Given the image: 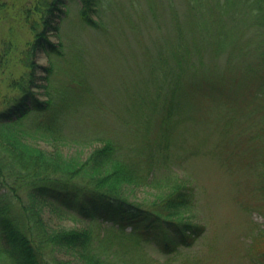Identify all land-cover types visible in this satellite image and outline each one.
I'll return each mask as SVG.
<instances>
[{"label": "trees", "instance_id": "16d2710c", "mask_svg": "<svg viewBox=\"0 0 264 264\" xmlns=\"http://www.w3.org/2000/svg\"><path fill=\"white\" fill-rule=\"evenodd\" d=\"M66 1L36 0L39 18L28 11L33 39L21 57L26 70L11 82L16 95L0 100V264H164L144 243L155 242L168 254L202 235L205 225L183 215L193 204V189L175 180L159 198L147 201L132 199L130 187L149 182L150 173L167 160L184 119L182 100L224 91L223 97H237L244 85L264 108V0H128L121 5L124 21L138 34L147 29L152 34L151 44L143 43L150 81L140 71L135 86L124 87L128 121L90 118L97 128L91 134L85 129L73 141L102 144L86 156L82 150L71 155L30 141L32 133L53 134L58 125L64 136L62 127L80 123L84 106L98 103L83 83L82 55L69 58L71 80L59 87V97L48 91L40 97V88L50 87L51 66L40 69L36 57L40 51L64 54V45L53 42L50 33L60 31ZM79 1L80 24L108 35L114 22L108 26L101 15L108 5L113 8L112 0ZM218 59L224 72L213 69ZM31 115L29 128L14 130ZM256 130L264 139V126ZM261 151L264 166V140ZM258 184L263 199L257 205L264 214V167ZM53 213L73 214L88 224L59 227ZM94 220L115 230H97ZM251 250L255 264H264V227Z\"/></svg>", "mask_w": 264, "mask_h": 264}, {"label": "rangeland", "instance_id": "374dc122", "mask_svg": "<svg viewBox=\"0 0 264 264\" xmlns=\"http://www.w3.org/2000/svg\"><path fill=\"white\" fill-rule=\"evenodd\" d=\"M35 3L36 0H0V100L16 95L17 90L11 82L26 70L21 57L33 39L26 17L29 10L36 18L40 17L33 10ZM128 3V0H112L113 8L106 5L102 20L108 26L113 21L114 25H110L109 34L104 35L80 24L82 5L79 0L66 1L63 7L67 15L60 24V31L50 33L53 42L61 41L64 45V54L40 51L36 57L40 69L51 66L50 87L40 88L44 94L40 97L44 98L47 91V95L52 93L59 97V87L63 89L71 80L69 58L82 55L85 63L83 83L99 104L84 106L86 115L80 123H67L61 128L64 136L59 134L58 125L53 134L42 130L32 133L34 136L30 141L48 150H61L71 155L82 150V155L86 156L102 143L89 140L87 144H79L73 140L85 129L91 134V129L97 128L90 122L91 117L114 119L120 123L128 121L129 114L124 105L130 102L126 100L124 87L133 88L140 79V71L141 76H147L143 66V43L150 45L152 36L148 29L138 34L130 22L124 21L120 7ZM132 17L134 19L135 14ZM213 62H217L213 67L215 71L224 72L223 60ZM203 69H207V65ZM149 77L150 74L146 77L148 83ZM149 86L153 89L152 83ZM143 87L146 88L145 84ZM71 93L80 96L78 90L73 89ZM224 93L226 91L197 93L182 100L179 116L184 119L171 140L167 160L150 173L149 182L128 188L132 199L147 201L159 198L175 180L190 183L193 189V204L183 215L205 225L202 235L191 245H178L168 254L162 253L155 242L144 243L151 256L164 264L256 263L251 243L264 227L263 207L257 205L263 199L258 183L264 167L260 161L264 139L256 129L264 126V108L244 85L237 97L226 98ZM32 117L22 118V123L14 130L29 128ZM72 215L53 213L52 221L59 227L88 224ZM93 226L97 230H115L103 220H94ZM128 229L129 226L125 230ZM73 264L86 263L75 261Z\"/></svg>", "mask_w": 264, "mask_h": 264}]
</instances>
